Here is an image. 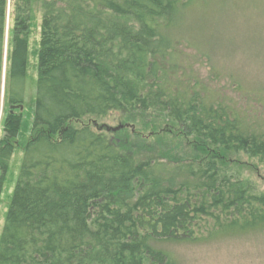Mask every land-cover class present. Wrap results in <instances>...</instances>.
Returning <instances> with one entry per match:
<instances>
[{
    "label": "trees",
    "instance_id": "obj_1",
    "mask_svg": "<svg viewBox=\"0 0 264 264\" xmlns=\"http://www.w3.org/2000/svg\"><path fill=\"white\" fill-rule=\"evenodd\" d=\"M230 2L43 0L29 123L10 110L24 106L29 52L30 5L14 2L0 194L24 126L29 136L0 232V264H177L174 245L264 240V193L224 168L237 153L264 162V112L256 107L264 88L228 78L257 94L254 104L237 103L212 91L179 49L192 42L194 15ZM112 112L132 124L123 138L69 124ZM147 129L155 142L144 138Z\"/></svg>",
    "mask_w": 264,
    "mask_h": 264
},
{
    "label": "rangeland",
    "instance_id": "obj_2",
    "mask_svg": "<svg viewBox=\"0 0 264 264\" xmlns=\"http://www.w3.org/2000/svg\"><path fill=\"white\" fill-rule=\"evenodd\" d=\"M7 0L5 16V33L3 37V59L0 89V138L2 136V122L8 111L3 97V86L6 71V59L10 49L12 27L15 23L14 2ZM30 5L28 14V61L27 80L24 88V106L19 112L22 120L29 123L32 116L31 106L35 95L36 79V50L40 38V22L42 18L43 0H27ZM226 6V8H224ZM222 6V12L214 9V3L205 9V13L194 15L195 25L190 31V43L182 42L180 51L192 57L193 69L198 77L209 84L212 91L223 92L237 103L254 104L256 93H246L230 85L228 78L240 81L241 87L249 90L264 88V0H232ZM203 47L208 55L206 59L199 57L196 47ZM196 56V57H195ZM201 58V59H200ZM208 60V63H207ZM210 62L212 66L210 65ZM218 74H214V68ZM249 84L250 86L246 85ZM264 91L259 92V98ZM263 98V97H262ZM264 100V99H263ZM264 112V105H257ZM126 123V124H125ZM75 128L88 126L95 131L110 132L105 127H125L114 132L118 138L125 137L131 131L132 124H128L119 113L112 112L105 117L87 116L72 120ZM22 132L15 142V151L11 158L9 169L4 175L3 188L0 194V232L4 215L7 211L10 196L13 191L18 164L21 158L22 145L29 136L28 131ZM116 133V134H115ZM111 134V133H110ZM149 129L143 131L144 138L152 143L156 140L149 138ZM181 140V139H180ZM232 160L224 168L234 178L241 180L248 187L264 193V162L245 154H232ZM1 174V172H0ZM263 237H248L239 240L231 239L209 245L180 244L171 250L178 258L177 264H264Z\"/></svg>",
    "mask_w": 264,
    "mask_h": 264
},
{
    "label": "water",
    "instance_id": "obj_3",
    "mask_svg": "<svg viewBox=\"0 0 264 264\" xmlns=\"http://www.w3.org/2000/svg\"><path fill=\"white\" fill-rule=\"evenodd\" d=\"M12 108H18L19 110H21L22 108H23V105L22 104H19V105H15V106H12ZM122 126H119V127H115V128H111V127H105V129L107 130V131H115V130H117V129H119V128H121Z\"/></svg>",
    "mask_w": 264,
    "mask_h": 264
},
{
    "label": "bare ground",
    "instance_id": "obj_4",
    "mask_svg": "<svg viewBox=\"0 0 264 264\" xmlns=\"http://www.w3.org/2000/svg\"><path fill=\"white\" fill-rule=\"evenodd\" d=\"M2 99H4V94H3ZM12 106H15V105H12ZM12 106L10 107V110L16 109V108H12ZM0 172H1V171H0Z\"/></svg>",
    "mask_w": 264,
    "mask_h": 264
}]
</instances>
